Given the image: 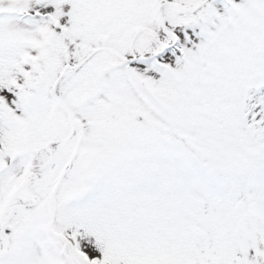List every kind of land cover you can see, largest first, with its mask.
I'll return each mask as SVG.
<instances>
[{
    "label": "snow or ice",
    "instance_id": "1",
    "mask_svg": "<svg viewBox=\"0 0 264 264\" xmlns=\"http://www.w3.org/2000/svg\"><path fill=\"white\" fill-rule=\"evenodd\" d=\"M0 264H264V0H0Z\"/></svg>",
    "mask_w": 264,
    "mask_h": 264
}]
</instances>
